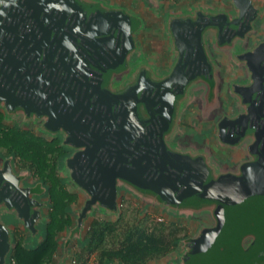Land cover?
I'll return each mask as SVG.
<instances>
[{
    "label": "flooded vegetation",
    "instance_id": "af4514ba",
    "mask_svg": "<svg viewBox=\"0 0 264 264\" xmlns=\"http://www.w3.org/2000/svg\"><path fill=\"white\" fill-rule=\"evenodd\" d=\"M1 90L3 122L51 149L48 163H132L174 195L187 163L220 157L234 173L264 163V0H0ZM190 117H212L216 144L185 127ZM230 140L246 145L229 149ZM7 156L0 259L8 240L41 238L8 201L23 205L30 189L33 209L48 215L38 180Z\"/></svg>",
    "mask_w": 264,
    "mask_h": 264
},
{
    "label": "trees",
    "instance_id": "16d2710c",
    "mask_svg": "<svg viewBox=\"0 0 264 264\" xmlns=\"http://www.w3.org/2000/svg\"><path fill=\"white\" fill-rule=\"evenodd\" d=\"M25 136L10 130L0 114V157L8 155L9 159L23 162L17 166L38 180L37 191L49 197L50 210L48 221L41 226V240L35 245L18 240L9 262L52 264L61 247V233L74 225L73 204L78 203V196L68 189L58 172L62 163H48L51 149L45 148L37 137ZM225 145L237 149L246 143L230 140ZM249 145L252 160H256L253 155L259 139ZM211 159L213 163L203 164L211 184L221 185V209L216 220L208 211L196 215L202 222L210 220L221 228L223 244L211 252V263L264 264V163H244L234 173L220 157ZM137 215L125 210L115 221L95 218L83 241H77L73 248V264H152L172 254L176 258L171 264H185L182 257L191 240L188 228L174 220L157 221L150 215L139 219ZM206 263V258L201 257L196 264Z\"/></svg>",
    "mask_w": 264,
    "mask_h": 264
},
{
    "label": "water",
    "instance_id": "95a60500",
    "mask_svg": "<svg viewBox=\"0 0 264 264\" xmlns=\"http://www.w3.org/2000/svg\"><path fill=\"white\" fill-rule=\"evenodd\" d=\"M4 94L3 90H1L0 95L3 96ZM226 120L228 119L226 118L219 122L220 132L218 135L221 139L223 135L221 125L230 121ZM75 164H79L77 171L74 168ZM131 164L70 163L69 159L67 163H63L68 183L75 186L76 191L80 192L84 197V201L77 212L75 224L65 231L67 236L64 246L53 264H73V243L83 241L89 229L85 227L86 221L94 216L96 210L106 214V216H120V189L138 196L141 200L148 202V204L164 208L174 215L177 213L182 214L181 212H189V214L192 213L193 216H196L199 211H208L211 212L215 220L218 218L217 214L221 209L218 201L221 185L219 182L211 184L203 163H187L189 167L191 166V169L183 178L185 184L184 186L176 187L174 195L168 192L162 184L160 185V182H162L161 177L155 181L150 177L151 170L145 177H142ZM155 183H158V187H154ZM24 190L23 192L28 197H25L23 205L21 203L15 204L14 201L10 200L8 201L10 203L8 207L16 211L17 217L24 222L30 235L34 238L41 234L42 230L38 224L46 220V217L39 210L33 209L34 200L30 198L32 191L30 189ZM39 204L42 206L44 203H38L37 206ZM220 229L219 225L203 223L197 235L191 238L192 241L188 246L189 250L183 254L182 260L185 261V264H196L201 257H205L208 264H213L210 259L211 252L214 249L216 250L219 244H223L220 237L222 234ZM60 237L63 238L64 236L61 235ZM8 241L9 243L6 244L3 250L4 255L0 259V264H6V258L12 248L10 240ZM168 264H171V262Z\"/></svg>",
    "mask_w": 264,
    "mask_h": 264
},
{
    "label": "rangeland",
    "instance_id": "374dc122",
    "mask_svg": "<svg viewBox=\"0 0 264 264\" xmlns=\"http://www.w3.org/2000/svg\"><path fill=\"white\" fill-rule=\"evenodd\" d=\"M225 76H226L225 78H227V80H228L229 79V73L225 72ZM225 106H227V105H225ZM211 118L210 119H205V120H202V121L197 120L195 117L187 118V119H185V127H186V124H188L189 125V127H188L189 130H194V132H192V133H195V131L200 133V132H202L204 130V132H205V134L203 135L204 142L206 140H208V141L210 140V141L214 142V144H216L214 137L212 138V136H211V128L214 129V126L211 125L212 124ZM14 122H17L19 124L20 120L19 119H16L15 121H12V120L10 121L9 120L7 123L13 124ZM190 125H191L192 128H190ZM200 125L202 127H200ZM185 130H187V129H185ZM185 130L182 129L180 133H183V135H184L186 133ZM189 132L187 131V134H188L187 135V139H191V138L194 137ZM4 151L2 150V152H4ZM59 170H60V175L63 178H65V180H66L67 187H69L70 189L76 191L74 186L72 184L68 183V181H67V178H66L67 173H66V171L63 168V163H62V166L59 167ZM23 172H25V175L28 178V181L32 182V180H35V178H34V176L32 174H29L27 171H23ZM121 197H122L121 198V206H120L121 213L123 211L127 210L131 215L132 214L133 215L134 214H138L137 216L139 217V219L144 218L147 215H150L151 219H153V220L155 219L157 221H163L164 219H167V220H174V221L180 222L181 224H184L188 228L187 229L188 230V232H187L188 233V237H191V238L195 237L197 235L198 230L200 229V226L204 223V222H202L203 220L201 221L200 218H197L196 216H193L192 213L189 214V212H187V213L186 212H181L182 214L177 213V214L174 215V214H172L171 212L167 211L164 208H160L157 205L148 204V202L146 203L145 201L141 200V198H139L138 196H136V195H134V194H132V193H130L128 191H125V190H123V192H121ZM45 200L47 201V206L45 207V213L47 214V213H49V210H50V207H49L50 200H49V198H46ZM83 201H84V197L81 196V198L79 200V203L73 206L74 224H75V221H76L77 212L81 208V206L83 204ZM94 213L95 214H94L93 217H90V218L87 219L86 225H85L86 228H89L90 224L93 222V220L95 218H102V219L112 220V221H115V220H117L119 218V217H117L115 215L106 216V214H102L98 210H96V212H94ZM47 217H48V215H47ZM46 221H48V218L46 219ZM46 221H45V223H46ZM208 223L211 224L210 220H209ZM61 235H63L64 237L63 238L60 237L59 242L61 244V247H60V249L58 251V254L55 257L54 261H56V259L58 258V255L62 251V248L64 246V242H65V238L67 236V233L64 231L63 233H61ZM40 240H41V238H40ZM75 244L76 243H73V248H74ZM183 248H181V250H183ZM174 258H176V254L169 255L168 257L163 258V259L158 260V261H155L153 263L168 264Z\"/></svg>",
    "mask_w": 264,
    "mask_h": 264
}]
</instances>
